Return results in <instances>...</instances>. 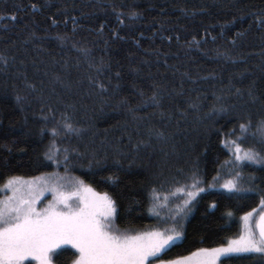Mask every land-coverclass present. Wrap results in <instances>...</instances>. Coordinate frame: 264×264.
I'll use <instances>...</instances> for the list:
<instances>
[{
  "label": "trees",
  "instance_id": "obj_1",
  "mask_svg": "<svg viewBox=\"0 0 264 264\" xmlns=\"http://www.w3.org/2000/svg\"><path fill=\"white\" fill-rule=\"evenodd\" d=\"M262 124L264 0H0V188L71 177L106 193L115 227L136 234L195 179L183 239L156 262L224 246L245 213L259 218L264 162L235 148L264 156ZM76 256L61 248L52 262Z\"/></svg>",
  "mask_w": 264,
  "mask_h": 264
},
{
  "label": "snow or ice",
  "instance_id": "obj_2",
  "mask_svg": "<svg viewBox=\"0 0 264 264\" xmlns=\"http://www.w3.org/2000/svg\"><path fill=\"white\" fill-rule=\"evenodd\" d=\"M65 127L71 130L72 126L66 124ZM240 127L245 129L243 124ZM261 131L264 132V124ZM235 151L237 161L264 162V156L251 149L242 150L238 144ZM4 187L12 195L0 199V264H24L28 259L38 261V264H52V253L62 245H70L76 250L78 255L74 264H152L150 257H156L181 236L176 229L136 234L120 231L112 219L116 212L114 201L106 193H95L82 182L70 195L64 192L62 185L48 180L43 181L41 187L39 183L12 177ZM191 187L195 191L187 193L184 205L189 204L196 192L203 191L195 179ZM224 187L233 190L236 185L229 181ZM48 190L53 193V200L46 208L38 210L36 200ZM80 192L89 195H79L78 202L72 201L71 196ZM260 207L258 234L250 226L252 213L256 211L253 209L241 218L245 222L244 231L227 246L202 248L191 257L161 260L160 264H188L193 258L194 264H217L221 256L230 253H264V196Z\"/></svg>",
  "mask_w": 264,
  "mask_h": 264
},
{
  "label": "rangeland",
  "instance_id": "obj_3",
  "mask_svg": "<svg viewBox=\"0 0 264 264\" xmlns=\"http://www.w3.org/2000/svg\"><path fill=\"white\" fill-rule=\"evenodd\" d=\"M21 180L39 183L41 187L43 186V181H45V180H48L50 182L54 181V182L62 185L64 192L66 194H69V195L73 192H76V190L80 187L79 181H77L71 177H65V176H61V175H57V174H48V175H43V176H39V177H35V178L21 179ZM4 185L1 187V188H3V191H0V199H6L8 196L12 195L11 191L7 187H4ZM95 193H97V192H95ZM98 194H100V193H98ZM79 195L87 196L89 194L80 192L78 195L71 196V200L78 202L79 201ZM180 196H182V195H179V194L173 195L172 194V195H168L165 197V199L163 200V203L159 207V211H158V216H157L158 217V222H157L158 226L156 229L151 230V231L169 232L172 229H176V230L181 232V236L173 244H171L168 248H166L164 251L159 253L156 257H150L149 260L152 261V264H160V262H156L155 260L159 256H161L164 252L169 250L171 247L180 243L183 239V228L181 225H183V219H184L183 211L187 206V205H184V201L186 199H188V196L186 195L185 198H180ZM52 200H53V193L50 190L44 191L43 194L40 195L39 199L36 200L37 209L40 210V209L46 208L48 206L49 202ZM191 201L192 200H190L189 203H191ZM60 207H63V206L60 205ZM178 209H182V211H178ZM112 219L114 221V216L112 217ZM257 219H258V215L255 212H253L252 218L250 220V226L254 231H256L255 226H256ZM244 227H245V222L243 220H241L240 233L236 238H234L232 240L239 238L241 233L244 231ZM151 231H149V232H151ZM227 244L224 246H227ZM224 246H221V247H224ZM61 248H71V249L75 250L70 245H62L60 248L56 249L55 251H57ZM75 252H76V250H75ZM53 253H52V255H53ZM237 254L239 255V254H247V253H230V254L221 256L217 260V264L220 262L221 259H223L227 256H230V255H237ZM262 254H264V253H262ZM187 257H191V255L187 256ZM194 261H195V258H193L191 261H189L188 264H194ZM26 262H31L32 264H38V261L31 260V259L26 260L24 262V264ZM52 264H53V262H52ZM73 264H74V262H73ZM146 264H147V262H146Z\"/></svg>",
  "mask_w": 264,
  "mask_h": 264
},
{
  "label": "water",
  "instance_id": "obj_4",
  "mask_svg": "<svg viewBox=\"0 0 264 264\" xmlns=\"http://www.w3.org/2000/svg\"><path fill=\"white\" fill-rule=\"evenodd\" d=\"M258 220H259V218L257 219V221H256V226H255L256 231H257V234H258V230H257V222H258Z\"/></svg>",
  "mask_w": 264,
  "mask_h": 264
}]
</instances>
